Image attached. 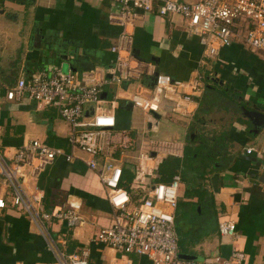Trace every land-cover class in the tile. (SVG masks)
I'll use <instances>...</instances> for the list:
<instances>
[{
	"label": "crops",
	"instance_id": "0c3cea01",
	"mask_svg": "<svg viewBox=\"0 0 264 264\" xmlns=\"http://www.w3.org/2000/svg\"><path fill=\"white\" fill-rule=\"evenodd\" d=\"M112 9L109 1L97 0H0V154L10 162L16 149L29 140L71 151L68 127L56 108L8 100L6 88L50 65L79 75L99 68L110 79L115 63L111 47L122 32L120 25L109 21ZM142 15L133 28L134 55L151 63L154 72L159 69L189 83L181 94H191L194 99L182 102L192 114L173 111L176 97L170 96L172 100H167L160 112L151 116L144 113L148 124L136 130L129 96L152 87L153 74L135 83L103 85L102 98L114 110L118 132L128 131L131 137L128 149L108 162L123 166L128 177L142 150L163 156V161L170 156L183 160L197 136L220 139L218 147L226 158L223 168L205 171L202 176L194 171L182 176L180 188L185 187L179 193L176 212L179 257L197 264H215L239 250L245 254L240 264H264V131L254 115L256 110L264 113V52L236 40L222 47L216 57H208L198 37L188 34L182 17ZM63 55L75 61L66 63L60 58ZM209 87L226 94L230 100L227 106L201 111L200 99ZM92 112L93 108H88L86 114ZM168 120L178 132L167 139H153L160 123ZM62 140H67L68 146L57 145ZM249 146L254 148L252 153H247ZM76 156L74 160L57 158L40 174L27 171L24 187L29 193L36 187L42 191L47 212L71 201L80 204L83 225L47 222L50 234L66 254L89 249L90 264H117L124 257L94 240L99 229L113 221L107 189L86 164L89 157ZM11 196L8 190L7 206L0 209V264H56L47 239L29 215L12 204ZM225 220L237 225L234 239L219 231L220 222ZM127 257L133 264H153L146 255Z\"/></svg>",
	"mask_w": 264,
	"mask_h": 264
},
{
	"label": "built area",
	"instance_id": "2783aa9c",
	"mask_svg": "<svg viewBox=\"0 0 264 264\" xmlns=\"http://www.w3.org/2000/svg\"><path fill=\"white\" fill-rule=\"evenodd\" d=\"M113 5L109 21L120 25L122 32L111 47L115 63L106 77V71L93 68L79 75L63 71L58 65L19 78L14 86L6 88V98L15 101H33L38 107L55 106L60 116L71 125L68 143L71 151L51 147L40 140H29L16 149L11 162L0 154V209L7 206L5 194L10 190L12 204L24 210L48 242L56 257V264H90V250L80 254H66L50 234L47 222L59 220L67 226L84 224L77 201L68 206L58 205L52 211L43 209L44 194L36 187L29 193L23 184L27 171L40 174L57 158L74 160L75 151L89 155L88 167L97 172L107 189V200L112 208L111 225L101 227L95 241L124 254L148 256L153 264H197L179 257V237L176 230V212L182 175L176 173L170 182L158 181V170L163 156H152L141 151L136 157V195L124 186V168L108 161L128 149L131 137L128 131L118 132L116 115L102 98V87L108 83L138 82L154 74L153 65L141 60L133 52V28L142 14L154 13L162 17L180 16L189 35L197 36L208 57H216L222 47L239 40L253 50L264 52V0H97ZM189 83L159 73L152 87H144L129 96L134 108L151 116L162 110L170 96L172 110L186 111L184 103H192L191 94H181ZM197 87V86H196ZM196 89H199L198 87ZM93 112L87 115V109ZM264 131V126L263 129ZM127 132V133H126ZM254 148L249 146L247 153ZM103 158V163L100 161ZM234 221L220 222L222 236L234 239L237 233ZM117 264H133L125 256ZM245 254L234 250L228 259L215 264H240Z\"/></svg>",
	"mask_w": 264,
	"mask_h": 264
},
{
	"label": "trees",
	"instance_id": "16d2710c",
	"mask_svg": "<svg viewBox=\"0 0 264 264\" xmlns=\"http://www.w3.org/2000/svg\"><path fill=\"white\" fill-rule=\"evenodd\" d=\"M216 90L214 87L207 88L203 97L200 99L201 111H209L217 107L223 108L227 106L226 103L228 104L230 102L226 98V94ZM219 140L211 141L209 138L205 139L202 136H197V140L192 143L193 147L190 148L191 150H187L183 160L170 156L163 161L158 170L160 177L157 180L170 182L172 176L178 171L183 177H186L187 174L193 171L199 174V176H202L205 171L208 173L210 170L223 168L224 162L222 161L226 160V158L218 147V144L221 142ZM57 145L66 147L68 146L67 140L59 141ZM128 189L132 195H136L137 191L133 187Z\"/></svg>",
	"mask_w": 264,
	"mask_h": 264
},
{
	"label": "rangeland",
	"instance_id": "374dc122",
	"mask_svg": "<svg viewBox=\"0 0 264 264\" xmlns=\"http://www.w3.org/2000/svg\"><path fill=\"white\" fill-rule=\"evenodd\" d=\"M36 104V103H35ZM109 105H111L110 102H108ZM53 108H56L55 106H51ZM56 110L58 111V109L56 108ZM59 114V112H58ZM133 115V128H135L136 130H142L145 126H147L148 124V120H147V115H145L144 113H142L139 109L137 108H134L132 111H131V116ZM60 116V114H59ZM60 119L66 124V126L68 127V133H67V136H69L71 134V130H72V127L70 124H68L61 116H60ZM168 123H166L165 121H162L160 123V131L158 132V134L153 135L152 134V138L154 139L155 137H157L155 140H158V139H167V138H170L175 132H178V128L177 126L172 123L171 121H167ZM76 153H80L82 154L83 156H85L86 158L89 157V155L85 152H82V151H75V155ZM132 174H129L128 177L125 178V182H124V186L127 187V188H131V187H135L137 188L139 186L138 183H135L134 181V178H129L131 175H133V172H136L135 170V167L134 168H131V171H130ZM185 187V185H184ZM184 187L182 186L180 188V192L184 189ZM178 233H179V227H178ZM121 256H128V254H124L122 252H120V257ZM119 257V258H120ZM118 261V260H117ZM119 263V262H117Z\"/></svg>",
	"mask_w": 264,
	"mask_h": 264
},
{
	"label": "water",
	"instance_id": "95a60500",
	"mask_svg": "<svg viewBox=\"0 0 264 264\" xmlns=\"http://www.w3.org/2000/svg\"><path fill=\"white\" fill-rule=\"evenodd\" d=\"M60 58L63 59L66 63H71V62L73 63L75 61L74 57L70 58L68 55L67 56L63 55ZM159 73H160L159 69H157L154 72L153 77H152V79H153V84L152 85L155 84L156 78H157ZM104 95H105V93L102 94V96H104ZM254 115L259 119L260 127L263 128V126H264V113L262 111L256 110ZM249 116H251V114H249Z\"/></svg>",
	"mask_w": 264,
	"mask_h": 264
}]
</instances>
